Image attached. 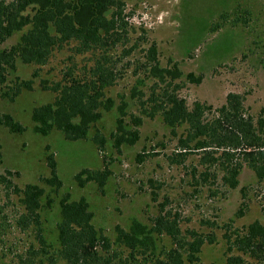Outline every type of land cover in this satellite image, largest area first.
Masks as SVG:
<instances>
[{
  "label": "rangeland",
  "instance_id": "374dc122",
  "mask_svg": "<svg viewBox=\"0 0 264 264\" xmlns=\"http://www.w3.org/2000/svg\"><path fill=\"white\" fill-rule=\"evenodd\" d=\"M125 2L129 14L126 20L130 41L127 44L128 47L138 46L129 55L123 54L121 45L110 52L118 79L107 89L106 96L114 100V106L110 110L102 109V117L92 126L87 139L71 141L56 129L48 135L37 133L31 115L34 107L52 102L56 97L55 92L43 89L42 78L57 81L74 63L78 70L90 66L94 62L93 54L75 55L71 47H65L57 50L42 67L19 61L17 74L22 79L32 78L36 69L40 76L34 78L32 90H23L13 102L0 97V113L12 114L26 127L23 133H12L0 125V175L6 174V170L14 172L7 175L11 186L0 181V264H66L57 252V224L59 202L67 192L73 199L85 197L88 200L95 226L112 241L116 239L117 225L129 229L134 221L150 224L149 219L158 212L153 200L155 194H158V202L167 199L168 209L180 217L183 232L195 229L216 234L214 243L202 247L200 262L195 264H226L227 244L223 237L226 227L233 224L241 228L256 220L264 225V214L254 192L247 213L236 216L241 202L240 189L257 182L251 169L244 167L237 189L230 190L215 181L217 193L212 195L206 187H195L192 173L205 169L201 159L204 151L192 150L181 160L172 158L173 152L180 151L178 138L184 127H178V135L174 136L160 115L148 117L134 97L142 92L140 96L146 99L151 92L154 79L143 65L142 56L144 49L155 42L162 66L172 60L185 75L189 72L203 75L199 84L184 79L179 94L189 106L198 100L212 104L216 110L226 102L228 93L236 92L245 96L246 113L252 115L255 122L264 118V0ZM21 34H15L4 46L16 43ZM141 80L145 82L141 84ZM122 102L128 104L126 121L135 114L143 117V123L139 126V140L117 149L112 134ZM214 110L205 117H212ZM96 131L107 139L102 149L94 142ZM51 153L63 182L58 190L45 181L50 176L47 156ZM105 165L111 168L112 174L104 191L95 183L85 187L77 184L75 174L81 169H102ZM28 183L45 188L41 218L48 246L43 247L38 242L33 227L24 230L17 224L25 210L18 190ZM48 198L52 199L50 204ZM208 218L216 220L218 227L205 225ZM156 242L155 256H163V252L171 248V239L166 235L158 236ZM155 256L142 261L152 264Z\"/></svg>",
  "mask_w": 264,
  "mask_h": 264
},
{
  "label": "trees",
  "instance_id": "16d2710c",
  "mask_svg": "<svg viewBox=\"0 0 264 264\" xmlns=\"http://www.w3.org/2000/svg\"><path fill=\"white\" fill-rule=\"evenodd\" d=\"M127 15L125 0H0V97L13 102L23 90H32L34 78L40 76L36 69L32 78L22 79L17 74L19 61L42 67L57 50L65 47H71L75 55L93 54L95 58L90 66L78 70L74 63L57 81L42 78L43 89L55 92L56 97L52 102L34 107L31 115L37 133L48 135L56 129L71 141L87 139L92 126L102 117V109L110 110L114 106V100L106 96L107 89L118 79L110 52L121 45L123 54L129 55L138 46L128 47ZM17 33H22L20 39L4 46ZM142 59L150 78L154 79L146 99L140 96L142 92L134 95L142 112L151 118L160 115L174 136L178 135V127H184L178 138L180 151L173 152L172 158L181 160L192 150L204 151L201 159L205 169L193 171L192 185L206 187L212 195L217 193L215 181L230 190L237 189L239 176L248 167L255 173L257 182L240 189L241 202L236 216L247 213L253 192L264 214V118L255 122L246 113L245 96L236 92L228 93L226 102L216 110L212 104L198 100L189 106L179 94L184 79L199 84L203 75L194 72L185 75L172 60L162 66L155 42L144 49ZM127 107L126 102L120 104L112 134L117 149L124 144L134 145L140 138L143 117L131 114L126 121ZM213 110L216 113L206 118V113ZM0 125L12 133L26 131L10 113H0ZM93 139L100 149L107 142L100 131H96ZM47 163L50 176L45 181L58 190L63 182L53 153L47 156ZM13 174L6 170V174L0 175V181L11 186L7 175ZM111 174L108 165L102 169L83 168L75 174V180L80 187L95 183L104 191ZM18 192L25 209L19 216L18 226L24 230L33 227L38 242L48 246L41 218L45 188L28 183ZM157 196L153 200L158 212L149 219L150 224L134 221L129 229L117 225L116 239L112 241L95 226L88 200L73 199L67 192L59 202V258L66 264H147L145 261L155 256L156 238L166 235L171 239V248L163 256H155L152 264L199 263L202 247L214 243L216 234L195 229L183 232L180 217L168 209L167 199L158 202ZM47 202L50 204L52 199L48 198ZM205 225L218 227L216 220L209 218ZM223 237L227 244L226 264H264V225L259 220L241 228L232 224L224 229Z\"/></svg>",
  "mask_w": 264,
  "mask_h": 264
}]
</instances>
